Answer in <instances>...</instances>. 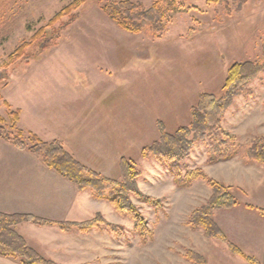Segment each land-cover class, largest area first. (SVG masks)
<instances>
[{
  "label": "rangeland",
  "instance_id": "rangeland-1",
  "mask_svg": "<svg viewBox=\"0 0 264 264\" xmlns=\"http://www.w3.org/2000/svg\"><path fill=\"white\" fill-rule=\"evenodd\" d=\"M71 1L25 0L11 18V27L0 45V116L4 120L0 126L15 132L3 103L6 101L11 110L19 112L17 126L28 144V132L36 134L33 131L38 133L42 124L52 127L62 118L74 121L79 115L76 112L87 105L84 102L89 100L93 107L102 95L103 109L112 106L117 121L105 132L113 136L121 158L132 161L139 170V189L162 198L163 204L161 209H154L131 198L152 232L145 242L135 233L128 217L113 208L117 221L111 214L99 213L118 228L116 232L99 228L101 235L97 237L106 242L95 264H190L184 253L194 251L193 244L204 241V233L191 229L186 221L192 210L206 202L211 190L203 180L189 187H176L170 167L144 158L142 149L159 137L156 121L168 133L188 126L190 108L200 94H223L222 84L231 64L260 59L264 0H225L219 5L206 0H172L175 9L159 39L153 38L149 29L129 33L102 11L101 4L121 0H87L73 18L66 16L62 23L55 24L53 47H32L33 59L29 62L22 59L7 69L2 67L8 54ZM128 1L144 9L153 3ZM48 36H52L51 30ZM65 107L76 109L75 115L68 116ZM79 117L81 123L82 115ZM30 127L33 130L27 131ZM221 127L234 136L228 143L241 144L236 156L226 163H209V149L215 141L206 138L194 145L181 166L202 167L213 179L229 186L238 205L246 203L264 209V167L244 154L253 137L264 136V73L247 85L245 93L232 99ZM221 138L219 134L217 139ZM112 179L121 180V175ZM242 208L247 218L240 220L252 229L255 224L250 217L260 214L256 209Z\"/></svg>",
  "mask_w": 264,
  "mask_h": 264
},
{
  "label": "trees",
  "instance_id": "trees-1",
  "mask_svg": "<svg viewBox=\"0 0 264 264\" xmlns=\"http://www.w3.org/2000/svg\"><path fill=\"white\" fill-rule=\"evenodd\" d=\"M86 1L72 0L54 14L28 40L22 41L7 55L2 67L7 69L22 59L26 63L29 62L33 59L30 54L32 47L37 46L40 50L53 47L56 44L52 39L57 32L55 24L62 23V19L66 16L73 18L75 11ZM224 1L206 0V3L219 5ZM4 3V0H0V17ZM6 3L9 4V0ZM101 9L123 30L138 34L144 29H149L153 38L159 39L165 33L167 23L171 21L169 14L175 7L172 0H153L152 5L147 9L139 3L121 0L107 1L101 4ZM67 24L64 23V26ZM50 30L52 36H48ZM262 73H264V43L259 60L235 62L228 67L221 96L216 97L211 93H202L198 96L196 104L190 108L191 121L188 126L179 127L173 133H168L162 123L157 121L159 137L144 146L141 153L144 158L168 165L176 187H189L196 180H203L206 183L211 195L204 204L190 212L186 223L191 229L202 230L205 237L225 243L231 253L241 256L248 264L260 263L230 242L211 217L215 210L229 209L238 204L235 196L228 190L229 186L213 179L201 168L190 169L181 166V162L189 156L196 143L204 142L206 138L215 141L214 146L209 149V163L228 160L238 154L241 144L228 143V140L230 141L234 136L221 127L222 118L232 99L245 93L247 85ZM3 103L7 107L11 128L15 132L12 134L0 126V139L20 150L38 155L46 167L72 182L80 192L89 191L94 199L107 201L118 214L128 217L133 222L134 231L142 241L145 242L152 237L145 217L131 198L138 199L154 209L162 208L163 199L149 196L139 189L137 178L140 172L132 161L121 158V180H117L102 176L83 165L63 147L59 140L43 141L36 134L28 132L27 144L22 137L23 131L16 124L19 112L11 110L6 101ZM3 121L0 116V122ZM219 134L222 136L221 139H217ZM244 154L257 165L264 167V136L253 137L244 148ZM244 206L248 209H256L264 217V209L246 203ZM23 222L40 226L56 225L64 231L76 228L81 232H88L93 228L102 227L109 232H116L118 228L99 213L84 222H55L31 215L0 212V256L16 259L21 264H56L30 249L22 236L16 233L15 226ZM184 257L192 264H206L203 257L190 249L184 253Z\"/></svg>",
  "mask_w": 264,
  "mask_h": 264
},
{
  "label": "crops",
  "instance_id": "crops-1",
  "mask_svg": "<svg viewBox=\"0 0 264 264\" xmlns=\"http://www.w3.org/2000/svg\"><path fill=\"white\" fill-rule=\"evenodd\" d=\"M4 1L0 17V45L11 27V18L13 20L14 14L20 10L19 7L25 0H9V4L6 3L8 0ZM99 97L97 102L94 101L93 107L88 100L84 102L87 105L77 112L76 109L72 111V108L65 107L68 116L71 113L73 115L75 112L79 113L75 115L74 121L62 118L52 127L42 124L44 126H41L38 133L33 132L43 141L59 140L64 148H66L64 145L68 146L70 150L67 148L66 150L79 162L102 176L118 178L121 175L122 156L113 136L105 132L116 118L113 115V107L107 106L109 109L104 110L102 95ZM106 113L109 116H105ZM80 115H82L81 123ZM19 118L20 115L18 120ZM155 125L157 128V121ZM26 130L33 129L30 127ZM218 162L226 163V160ZM207 175L212 177L209 173ZM242 207L248 209L244 205L237 204L229 209L215 210L211 217L230 242L238 247L241 246L244 251L248 250L250 253L244 252L239 247L246 255L264 264V217L257 214L250 217L255 224L250 229L245 221L240 220L247 218L246 210ZM0 212L31 215L55 222H84L97 213L105 216L111 214L109 215L111 218L118 220L106 201L92 198L89 191L80 192L72 182L46 167L38 155L20 150L2 139H0ZM259 230L261 233L258 232ZM15 231L22 236L30 249L56 264H95L99 259L98 256L101 257L103 254V246L106 242L97 237L98 234L101 235L99 228H93L88 232H81L76 228L64 231L56 225L40 226L23 222L15 227ZM203 236L204 241L193 244L195 245L193 248L205 259L206 264H248L241 256L231 253L225 243L207 238L204 234ZM108 255L105 257L109 258ZM0 264L21 263L13 258L0 256Z\"/></svg>",
  "mask_w": 264,
  "mask_h": 264
}]
</instances>
